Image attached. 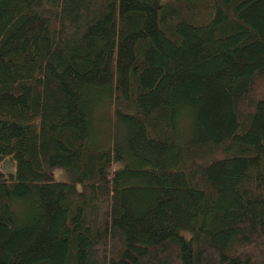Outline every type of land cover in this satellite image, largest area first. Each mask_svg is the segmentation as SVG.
I'll return each instance as SVG.
<instances>
[{
  "label": "trees",
  "instance_id": "16d2710c",
  "mask_svg": "<svg viewBox=\"0 0 264 264\" xmlns=\"http://www.w3.org/2000/svg\"><path fill=\"white\" fill-rule=\"evenodd\" d=\"M0 264H264V0H0Z\"/></svg>",
  "mask_w": 264,
  "mask_h": 264
},
{
  "label": "rangeland",
  "instance_id": "374dc122",
  "mask_svg": "<svg viewBox=\"0 0 264 264\" xmlns=\"http://www.w3.org/2000/svg\"><path fill=\"white\" fill-rule=\"evenodd\" d=\"M160 1H166V0H160ZM168 1V0H167ZM4 169L7 170H11L13 167V163L11 161V159H5L4 163H3ZM63 175H68L67 171L64 169H56V171L54 172V176L57 179H69L68 177H64Z\"/></svg>",
  "mask_w": 264,
  "mask_h": 264
}]
</instances>
